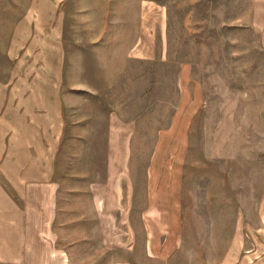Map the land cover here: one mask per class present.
I'll use <instances>...</instances> for the list:
<instances>
[{
    "label": "rangeland",
    "instance_id": "1",
    "mask_svg": "<svg viewBox=\"0 0 264 264\" xmlns=\"http://www.w3.org/2000/svg\"><path fill=\"white\" fill-rule=\"evenodd\" d=\"M33 1L0 0L2 116H14L22 74L32 82L44 64L14 47ZM53 23L66 125L46 264L62 254L63 264L264 261V0H64ZM112 115L136 122L134 195L107 212L95 188L106 184ZM158 149L182 167L183 243L168 262L142 248Z\"/></svg>",
    "mask_w": 264,
    "mask_h": 264
},
{
    "label": "crops",
    "instance_id": "2",
    "mask_svg": "<svg viewBox=\"0 0 264 264\" xmlns=\"http://www.w3.org/2000/svg\"><path fill=\"white\" fill-rule=\"evenodd\" d=\"M62 1L34 0L18 23L15 50L22 56H37L44 64L32 82L26 83L30 75L22 74L25 78L16 87L14 101L8 103L13 117L1 115L5 98L0 87V262L46 264V256L56 250L47 242L59 215L57 158L66 125L62 26L53 23ZM196 111L193 107L191 115ZM135 132L134 120L118 115L110 118L106 184L95 188L104 211L116 212L126 194L133 198L130 177ZM178 163L166 164L158 149L149 167L148 204L141 208L140 218L142 248L150 259L168 262L183 243L182 167ZM53 263L63 264V254Z\"/></svg>",
    "mask_w": 264,
    "mask_h": 264
}]
</instances>
